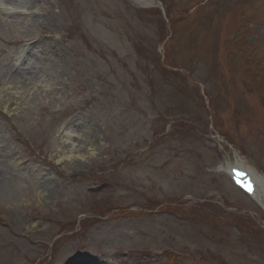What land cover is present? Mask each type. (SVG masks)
Masks as SVG:
<instances>
[{"label": "rangeland", "instance_id": "obj_1", "mask_svg": "<svg viewBox=\"0 0 264 264\" xmlns=\"http://www.w3.org/2000/svg\"><path fill=\"white\" fill-rule=\"evenodd\" d=\"M160 2L0 0V264H264V0Z\"/></svg>", "mask_w": 264, "mask_h": 264}, {"label": "bare ground", "instance_id": "obj_2", "mask_svg": "<svg viewBox=\"0 0 264 264\" xmlns=\"http://www.w3.org/2000/svg\"><path fill=\"white\" fill-rule=\"evenodd\" d=\"M138 1L141 3H144L145 5H151L154 3V0H138ZM7 11L16 12V10H13L11 8ZM224 164L226 165L225 168H226V171H228V173L231 172V169L233 167H237V168L248 171L249 175L251 176L252 181L255 183V186H256V190L253 195L258 197L259 193L262 194L260 201H264V176L262 175V173H260L258 170H256L252 166H248L243 160L239 158L236 159L235 163L226 162ZM2 253L3 252L0 251V261H1Z\"/></svg>", "mask_w": 264, "mask_h": 264}, {"label": "trees", "instance_id": "obj_3", "mask_svg": "<svg viewBox=\"0 0 264 264\" xmlns=\"http://www.w3.org/2000/svg\"><path fill=\"white\" fill-rule=\"evenodd\" d=\"M172 22H173V20H171V23H172ZM164 24H165V28L163 29V31L166 32L167 29H168V28H167L168 24L166 23V21L164 22Z\"/></svg>", "mask_w": 264, "mask_h": 264}, {"label": "snow or ice", "instance_id": "obj_4", "mask_svg": "<svg viewBox=\"0 0 264 264\" xmlns=\"http://www.w3.org/2000/svg\"><path fill=\"white\" fill-rule=\"evenodd\" d=\"M249 191H251V187H249V189H248Z\"/></svg>", "mask_w": 264, "mask_h": 264}]
</instances>
